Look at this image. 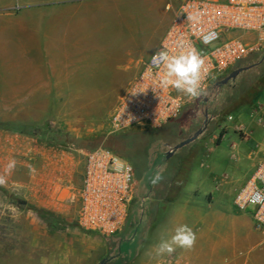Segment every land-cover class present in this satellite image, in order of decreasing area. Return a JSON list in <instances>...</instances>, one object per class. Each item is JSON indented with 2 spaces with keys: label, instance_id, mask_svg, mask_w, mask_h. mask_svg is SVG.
I'll use <instances>...</instances> for the list:
<instances>
[{
  "label": "rangeland",
  "instance_id": "rangeland-1",
  "mask_svg": "<svg viewBox=\"0 0 264 264\" xmlns=\"http://www.w3.org/2000/svg\"><path fill=\"white\" fill-rule=\"evenodd\" d=\"M164 1L177 5L175 0L146 5L141 0H121V6L105 4L76 13L78 38L74 40L87 45L62 39L55 7L37 6L23 12L14 6L0 12L2 24L26 20L49 24L48 38L29 40L22 53L20 44L1 38L0 83L23 65L26 68L20 70L30 75H48L44 80L50 90L70 88L65 86L70 81L76 85L71 88L81 89L0 93V128L51 135L65 141L64 146L81 150L105 146L134 170L133 198L125 222L107 237L82 230L70 214L60 215L29 202L21 205L22 195L0 188V264H98L103 258H110L108 264H145L168 258L156 256L154 246L162 235H171L165 227L176 199L174 187L188 175L198 155H203L202 164L195 165L199 176L189 184L199 187L196 202L204 219L201 224L193 219L186 223L197 241L190 250L177 248L181 259L189 264H264V233L253 227L251 207L235 217L232 205L235 190L263 154L264 127L254 120L260 111L257 105L264 106V36L260 49L230 71L248 69L224 84L217 82L230 71L211 80L205 95L182 106L172 120L155 128L108 133V118L119 96L169 25ZM61 20L67 16L62 14ZM239 33L231 30L228 35ZM81 55L82 66L71 69L70 60L78 66ZM54 81L59 85L54 86ZM198 130L192 141L174 149ZM161 165H165L164 180L153 187L149 178ZM207 194L212 197L208 207ZM173 197L172 202L164 199Z\"/></svg>",
  "mask_w": 264,
  "mask_h": 264
},
{
  "label": "built area",
  "instance_id": "built-area-1",
  "mask_svg": "<svg viewBox=\"0 0 264 264\" xmlns=\"http://www.w3.org/2000/svg\"><path fill=\"white\" fill-rule=\"evenodd\" d=\"M177 5L156 50L119 96L108 118V133L133 128H155L177 116L189 100L175 88L161 87L162 69L152 56L164 48L178 54L197 49L207 72L202 88L230 71L249 53L260 49L264 36V0H176ZM169 8V4H167ZM231 30L239 31L229 36ZM257 38L252 39V37ZM225 36V37H224ZM264 127V106L257 105ZM260 116V115H259ZM11 161L15 167L7 170ZM22 173L24 181L14 178ZM0 188L23 201L60 215L70 214L82 230L103 237L117 233L133 198L134 170L129 162L105 146L81 150L47 143L36 134L0 128ZM237 212L251 207L253 227L264 233V154L251 174L235 190ZM145 264H182L173 257Z\"/></svg>",
  "mask_w": 264,
  "mask_h": 264
},
{
  "label": "crops",
  "instance_id": "crops-1",
  "mask_svg": "<svg viewBox=\"0 0 264 264\" xmlns=\"http://www.w3.org/2000/svg\"><path fill=\"white\" fill-rule=\"evenodd\" d=\"M118 2L115 3L112 0H0V12L6 11L8 8H12L14 6L19 7L20 11L27 12L32 10L33 7L37 6H52L55 7L59 18L56 22V29H58L59 35L62 36L63 40H68V44L72 45H87V42L84 41H78L74 40L77 39V23L74 19V15L78 12H88V11H95L96 8L105 4H112L115 3L117 5H120L121 0H117ZM138 1V0H137ZM144 2V4H150L153 0H141ZM176 1V0H175ZM54 3L53 5H50ZM167 4H169V8H167ZM121 6V5H120ZM164 6L168 10L169 18L172 17L174 13V9L176 5L168 3L167 1H164ZM64 14L67 16V20H61V15ZM70 15H72L73 19L71 20ZM124 17V16H123ZM125 19V18H124ZM168 22L166 23V25ZM7 25V26H3ZM168 26V25H167ZM48 29L49 24L44 21H13L10 23H0V40L1 38H8L11 41H14V43H18L21 45V53L24 51V48L22 46L26 45L29 40L33 39H46L48 38ZM72 40V41H71ZM40 42V41H37ZM160 42V41H159ZM159 42L155 44L156 46L159 45ZM158 47V46H157ZM23 49V50H22ZM157 49V48H156ZM155 49V50H156ZM85 51V50H82ZM25 52V51H24ZM153 52V51H152ZM83 54V52H82ZM68 60V59H67ZM70 60V59H69ZM69 62V61H68ZM74 60H70V68L71 69H78L82 66L84 59L83 55L80 57V65L73 64ZM16 66V65H15ZM23 67L26 68V66H20L21 69ZM17 70V68H14L10 73L11 75L6 79V83L2 82L0 83V93H32V92H50V91H80L81 89H75L71 87H76L75 84H73V81H70V84H65V86H68L70 88H62L57 89L54 88L52 90L49 89V82L48 80H44V77H47L46 74H35L30 75L27 71ZM70 76H74V74H71ZM31 77V78H30ZM54 86H58L59 84H56L57 81H54ZM257 117H261V113H256ZM260 115V116H259ZM254 123L257 124L256 119L254 120ZM257 126H261L260 124H257ZM244 140H247V136L243 137ZM219 143V142H218ZM216 143V144H218ZM262 152L264 154V145L261 147ZM262 154V155H263ZM198 155V157L195 159L193 165L188 171V175L186 177L185 182L181 186L176 199L174 202L171 203V206L169 208V214L167 217V223L165 227V231H168L172 234L174 228L180 224H186L189 219L196 220L198 224L202 223L203 218V212L201 211V207L199 203L196 202V199L199 197V187L196 185L197 183H194V185H190L189 181L193 178L196 179L199 176V173L195 170V165L202 164V157ZM14 178L18 181H24L25 176L22 173H15ZM205 198L207 200V207L210 206L211 202V195L207 194L205 195ZM206 207V208H207ZM235 217H239V212L235 214ZM164 231V232H165ZM154 254L155 250H154ZM158 256V255H156ZM173 257L176 259L177 262H180L182 264H189L188 261H184L181 259L179 250H176L172 254H165L161 257ZM160 257V256H159Z\"/></svg>",
  "mask_w": 264,
  "mask_h": 264
},
{
  "label": "clouds",
  "instance_id": "clouds-1",
  "mask_svg": "<svg viewBox=\"0 0 264 264\" xmlns=\"http://www.w3.org/2000/svg\"><path fill=\"white\" fill-rule=\"evenodd\" d=\"M205 59L200 52L191 48L178 54H170L164 48L157 50L152 56V65L162 69L163 75L159 78L161 87H173L177 92L183 93L189 100L205 95L202 81L207 69ZM15 167V161H11L7 170ZM165 165H161L151 175L150 183L153 187L164 180ZM5 183V178L0 176V184ZM197 241L195 231L187 224L176 226L168 237L161 236L159 242L154 246L156 255L163 256L172 254L176 248L185 250L192 249Z\"/></svg>",
  "mask_w": 264,
  "mask_h": 264
},
{
  "label": "water",
  "instance_id": "water-1",
  "mask_svg": "<svg viewBox=\"0 0 264 264\" xmlns=\"http://www.w3.org/2000/svg\"><path fill=\"white\" fill-rule=\"evenodd\" d=\"M249 67H250V66H244V67H238V68H235V69L231 70L226 76H224L221 80H219V81L217 82V84H224V83H226L228 80H232V79H234L235 76H236L238 73H240L241 71H244V70L248 69ZM198 133H200V130H198L196 133H194L191 137H189V138H187V139H184V140L180 141L179 143H177V144L174 146V149H178V148H180L181 146L185 145L186 143L192 141V140L196 137V135H197ZM18 203L21 204V205H25L26 202L20 200V201H18ZM105 263H106V259H105V258L101 259V260L98 262V264H105Z\"/></svg>",
  "mask_w": 264,
  "mask_h": 264
},
{
  "label": "trees",
  "instance_id": "trees-1",
  "mask_svg": "<svg viewBox=\"0 0 264 264\" xmlns=\"http://www.w3.org/2000/svg\"><path fill=\"white\" fill-rule=\"evenodd\" d=\"M242 61V60H241ZM241 61H239L237 64H235V66L234 67H237L239 64H240V62ZM4 129H13V130H17V131H20V132H22V133H26V134H32V133H30V132H27V131H25V130H23L22 128H19V127H12V126H8V127H3ZM41 137V139L42 140H44L45 142H47V143H55V144H61V145H64L66 142L65 141H63V140H60L59 138H57V137H54V136H51V135H47V136H42V135H40ZM220 136H221V134H220ZM219 136V137H220ZM220 139V138H219ZM219 139H218V142H219ZM217 142V143H218ZM186 177L187 176H185L184 177V179L180 182V184L179 185H177V186H175L174 187V191H175V195L177 196V194H178V192H179V190H180V188H181V186L183 185V183L185 182V180H186ZM164 199H166V201L167 202H172L174 199H175V197H173V198H164ZM33 209H36V208H33ZM37 210V209H36ZM38 213L40 214L41 212L38 210Z\"/></svg>",
  "mask_w": 264,
  "mask_h": 264
},
{
  "label": "flooded vegetation",
  "instance_id": "flooded-vegetation-1",
  "mask_svg": "<svg viewBox=\"0 0 264 264\" xmlns=\"http://www.w3.org/2000/svg\"><path fill=\"white\" fill-rule=\"evenodd\" d=\"M106 259V263L105 264H108V261L110 260V258H105Z\"/></svg>",
  "mask_w": 264,
  "mask_h": 264
}]
</instances>
